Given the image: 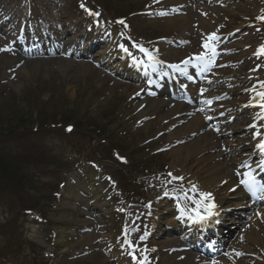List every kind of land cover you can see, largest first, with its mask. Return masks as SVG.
Masks as SVG:
<instances>
[{
  "label": "rangeland",
  "instance_id": "rangeland-1",
  "mask_svg": "<svg viewBox=\"0 0 264 264\" xmlns=\"http://www.w3.org/2000/svg\"><path fill=\"white\" fill-rule=\"evenodd\" d=\"M82 3L84 8L81 7ZM90 3L91 0H0V136L14 137L20 131H30L33 126H51L61 121L82 124L77 134L69 137L61 135L58 130L49 132L39 129L36 133H27L30 145L39 149L36 154L39 162H31L36 174L46 173L53 182L55 174L68 165L67 162L71 163V167L66 172L62 170L66 185L59 191L58 202H51L55 204L50 216L53 223L42 227L34 226L31 229L22 219L16 218L17 226L21 225L19 231L17 230L10 240L1 235L0 264H4L3 258L16 256L18 263L10 264H32L34 259L40 262L50 261L51 264H109L110 259L106 258L109 252H105L106 248L115 246V243L122 246L124 241L142 248L145 246L144 258L147 264H200L199 257L190 261L188 256H180L182 245H177V242L182 239L174 238L172 232L169 238L171 243L159 240L157 245L155 242L150 244L147 236L151 209L161 200L176 199L188 213V217L196 214L195 201L200 199L199 191H193L187 173L178 170L182 165L196 167L201 152L191 151L190 155L186 153V158L181 157L179 164L176 163L174 153L182 145L192 146L195 143L193 137L201 135L197 133L182 141L170 138L177 130L185 131L187 123L173 121L170 112L165 108L161 111L152 108L141 116L144 109L139 105L140 96L148 95V81L142 76L137 78L139 82L136 83L122 79L112 69V64L108 66L104 62L100 65L101 57L97 61L74 60L68 54L67 43V47L59 46L48 54L18 48V41L25 39L27 32H38L44 29L43 24L52 30L53 35L63 38L71 31L73 34L77 29H83L89 23L85 8L94 11V6L89 5ZM185 3L188 6L184 7ZM198 4L204 5L209 12L204 24L199 23L200 15L196 9ZM250 4L245 3V0H226L224 3L220 0H114L111 5L113 15L109 14L107 17L102 10L95 12L100 14L103 27L100 36L112 42L116 52L120 50V45L127 48L129 54L133 53L129 56L132 62L140 61L137 64H142L145 54L134 52L130 40L137 41L139 46L154 52L160 60L172 65L205 51L203 44L206 37L216 33L219 40L214 43L219 56L215 59L213 71L218 73L221 79L225 78L226 84L233 85L228 92L223 88L218 89L225 94L216 102L215 107L231 112L238 108L227 106L228 104L248 105L249 100L254 98L259 101L253 90L244 96V87H257L264 91L260 86L264 81V56H258V47L264 45V21L258 19L264 15V0H253ZM177 9L186 11L183 14ZM122 17L127 27L110 21H119L117 19ZM103 20L107 23L104 24ZM240 25L250 26L242 33L244 46L250 48L251 52L245 50L243 65L242 62L241 65L236 63L243 58V53L238 47H219V42L226 39L227 34ZM253 32L258 35L255 36ZM103 47L101 44L95 54H98V51L100 53L99 49L103 51ZM8 48L11 50H2ZM256 48L258 49L255 50ZM230 52L233 53L234 59H230ZM27 57L35 60L26 64L24 61L28 60ZM70 59L75 63L69 64ZM82 63L84 67L81 66ZM116 63L117 61L114 65ZM234 67L238 69L235 71ZM84 68L86 69L82 70ZM242 86L244 87L240 94L236 93L234 89ZM242 96L244 97L240 98ZM180 103L185 104L184 101ZM239 110L244 111L238 114L234 125L240 130L232 137L227 136L228 131L223 130V134L217 138L219 148L223 152H227L228 144L236 145L239 150L235 153L239 154L235 157L236 161L239 156L242 158L245 155L244 152L249 149L247 147L252 146L251 143L256 138L255 133L259 131L258 122L264 125V119L261 118L264 113H261V109L256 108L255 117L245 105ZM96 129H104L102 138H95L93 131ZM201 134L204 138L210 135V131L204 130ZM99 139H106V143L109 139L116 142V147L124 150L123 154L127 159L118 156L117 160L114 158L112 161H103L101 157L111 159L108 146H100ZM15 147L13 145L10 148L15 150ZM71 147H77L78 150ZM62 148L68 149L65 160ZM7 159L13 163L8 153ZM149 159L150 165L146 167L144 164L142 167L143 162ZM95 171L101 172L98 181L104 180L105 194L108 197L113 196V202L120 206L118 212L103 211L107 213L104 218L94 214L91 216L87 211L91 206V198L81 199L77 197V192H72L78 188L84 190L89 175ZM140 171L143 174L139 173ZM203 171L206 172L205 169ZM106 176L108 182H105ZM117 181L122 187L132 190L131 196L135 194L134 203L137 205L145 203V199L143 201L140 197L146 195L149 201L147 206L144 204L127 208L126 202H122V190ZM166 192L169 195H165ZM199 211L204 212V209L200 208ZM117 214L118 217L115 216ZM236 214L249 224L255 223V219L247 220L240 213ZM88 221L93 224L92 230L88 227ZM233 223L232 221L224 224L228 229ZM7 224H11L10 220ZM54 224L66 228L64 236L68 239V246H57V250L62 249L60 252L53 249L52 234L46 231ZM235 234L237 235L236 232ZM113 236L115 237L112 238ZM250 237L246 244L248 249L237 251L240 253L237 259L227 261L226 264H264V226L261 225L259 233ZM237 239L235 238L234 242ZM12 242L34 244L37 250L30 249V253H24L25 249H22V254H19L20 246L17 244L12 248ZM41 249H44L43 253ZM228 249L229 247L227 252ZM110 252L116 253L115 250ZM131 252L133 250H127V254ZM203 259L206 264L211 262L209 258Z\"/></svg>",
  "mask_w": 264,
  "mask_h": 264
},
{
  "label": "bare ground",
  "instance_id": "bare-ground-1",
  "mask_svg": "<svg viewBox=\"0 0 264 264\" xmlns=\"http://www.w3.org/2000/svg\"><path fill=\"white\" fill-rule=\"evenodd\" d=\"M197 14L200 15L199 23L204 24L206 22V18H207L206 16L209 15V12L207 11V9L206 8L204 9L202 6H197ZM182 17L183 16H180V18ZM111 56L113 57V59L115 58L113 55ZM119 56H121V54H117V57ZM126 59H127L126 56H124L123 59L121 60L122 65L123 64L125 65ZM32 61L34 60H31V61L28 60L25 63L28 64ZM108 62H109V59H108ZM149 62L152 63V61H149ZM68 63L74 64L75 61L70 60ZM81 66L84 67L83 64H81ZM147 67L149 66L144 67L145 71H147ZM137 68L138 66H136V69ZM85 69L86 68L82 70H85ZM182 69H184L183 72L174 69L168 72L165 78L163 77L161 78L162 80H169V82L171 83L172 92L168 94V97H172L173 95L180 96L179 89H186L190 94L197 95V90H199L195 87L197 86V84L193 82L189 86V84L183 81L182 74L186 72L187 67L182 68ZM202 82H204L203 88H201L202 93L200 96L197 95V97H199V100H200V103L197 104V108L191 109V108L183 107L182 105L176 104L175 102H173L172 98H169V99L166 97L158 98L157 96H154V98H150L148 96H143L139 102V105L142 107V109H144L143 112L141 113V116H143L148 110L152 108H156L157 111H161L164 108L168 109L172 113L173 117L184 113L186 117L185 120L188 125L186 127L187 129L185 131L177 130L175 133L170 135V138L179 140V141H182V139L188 138L191 135L199 133L203 130H207L206 129L207 124L205 122L206 121L209 122L212 119L213 120L216 119V121L212 123V124H215L217 127L213 135L211 134V136L208 135V136H205L204 138H202V136H198L194 138L195 143H193L192 146L185 144V145H182L181 148L176 150L174 155L176 157L177 164L180 163L181 157L186 158V153L190 155L191 151L201 152V158H200L199 164L196 167L192 168V167H188L187 165H182L180 166L181 168L178 171L181 173L189 174L191 182L195 185L196 188L199 189V191L211 192L213 194L214 203L216 205L214 212L219 215L217 218H214L213 220L219 221L221 215H222V218L225 215L230 216L233 213L234 209L244 208V206L249 203H252V206L250 207L252 209V211L250 212V216L254 214L255 219L257 218L263 219L264 218V206H261L257 202L253 203L252 198H255V196H253V193L249 192L246 189V187L241 183V181L248 179V174L243 176L240 181L235 176L236 174L234 172V169L237 170L238 165L235 164V161H236L234 157L235 154L233 153L236 151V149L233 148L234 146L232 147V145H228L229 146L228 152H223L219 148V143L216 137L217 133L220 132L224 127H226L229 124V122L227 121L224 122V120L218 119L220 116L219 117L216 115L212 116L213 112L215 111V109H213V106H211L212 102L210 104L206 103V101H213L217 98V96L211 92H213L214 89L216 88L215 85H216V82H218V77L214 74H211L208 78L206 79L204 78ZM254 89H255L254 93L260 91L259 88L255 87ZM261 89L264 90L263 88ZM155 91L157 93L159 89L155 88ZM250 92H251V88H247L245 90L246 94H250ZM183 94L187 98L186 92ZM256 102H258L257 99H253L252 101L249 100L248 105H246L248 109H251V112H253L254 117L256 116V114H254L256 111V108H258L256 106H253L256 104ZM172 104L173 106L174 105L175 106L170 107ZM195 110H199V111H195ZM222 114L224 113L222 112ZM257 126H259V124H257ZM237 130L239 131L240 129H238V127L233 125L229 129V134L233 135L235 132H237ZM258 130H259V127H258ZM257 142L258 140L256 141V143ZM255 144L253 148L254 150H258L259 148L257 147V144L256 146ZM263 158L264 157H261L260 159L261 165L263 164L262 163ZM203 169H205L206 172H204ZM188 170L190 171L189 173L187 172ZM262 170L264 169H261L260 172ZM98 175L99 174H96V173L90 174L88 178L91 180L89 182L91 184V187H88V186H85V187H87V189L91 191V192L88 191L87 193L93 194L94 199L99 200L101 198L97 196L100 195V192L102 190L101 188H98V189L96 188V182L99 179ZM252 175L254 176V173H252ZM263 181H264V178H263ZM256 182L259 185L262 183V179L256 180ZM170 208H172V210H169ZM152 213L153 214L150 216V219H149V225L151 227L150 229L151 231L155 228L158 229L159 232H156V236H159L164 233V228L161 225V221H162V218L168 213H170L171 216H166L163 219L166 225H169V226L171 225L172 221H174L173 216L175 215H177L176 219L180 220V223L184 224V226L188 224L189 222L188 218H186L185 215L183 214L179 215L178 211L176 210L175 205H170L165 202L156 204V207L155 209H153ZM189 227H190L189 228L190 231H192L195 228L194 224L192 223L189 224ZM237 227L239 228V225ZM253 228H254L253 222L244 228L246 232L241 235L240 240H239L240 242L239 248L241 250H243V248L246 247L245 243L250 241L251 239L250 236H252L253 234L259 233ZM209 230L211 229H208L207 231ZM214 231H217V230H214ZM64 240L65 239L63 235L59 233L58 239H57L58 245L65 247L66 242ZM212 242L214 241L213 240L210 241V243ZM238 245L239 243L236 242V246ZM230 252H233V253H231L230 256H228L229 259L225 257V259L223 260L224 264H226V262L229 261L233 257V255L239 254L235 252V250H232Z\"/></svg>",
  "mask_w": 264,
  "mask_h": 264
},
{
  "label": "trees",
  "instance_id": "trees-1",
  "mask_svg": "<svg viewBox=\"0 0 264 264\" xmlns=\"http://www.w3.org/2000/svg\"><path fill=\"white\" fill-rule=\"evenodd\" d=\"M104 6L107 2L112 0H100ZM75 122V121H74ZM69 123L64 121L53 123L51 126L39 127L40 130H58V126H65ZM77 128L80 129L82 124L77 123ZM34 126L30 131H20L14 137L10 135L9 138H2L0 136V204L4 210L15 219L20 217L23 213H37L41 218H46L50 211V203L54 200L53 194L60 188L62 179L59 170L55 174L53 182L49 180L46 173L36 174L31 167V162H39L36 159L38 148L31 146L27 138V133L33 131ZM48 129V130H47ZM62 131V128H59ZM58 130V132H59ZM104 129H96L93 133L98 134ZM32 134V133H31ZM3 141V142H2ZM5 141V142H4ZM17 145L21 148L18 152L9 151L10 146ZM7 153L11 156V162H8ZM13 156V157H12ZM6 164V165H5ZM19 205V206H17ZM14 224H0V231L2 236L11 239L14 232ZM7 234V235H6ZM20 246L23 248L25 243H14L12 246Z\"/></svg>",
  "mask_w": 264,
  "mask_h": 264
},
{
  "label": "snow or ice",
  "instance_id": "snow-or-ice-1",
  "mask_svg": "<svg viewBox=\"0 0 264 264\" xmlns=\"http://www.w3.org/2000/svg\"><path fill=\"white\" fill-rule=\"evenodd\" d=\"M155 2H159V0H155ZM81 7L84 8L85 5L82 3ZM85 11L88 13V15H91L94 17L99 16V13L93 12L87 8H85ZM160 14L165 15L166 13H160ZM258 19L261 21H264V15L258 17ZM117 23L123 24V25H125V27H127V25L125 24V21L123 19L117 21ZM217 40H219V37L216 35V33H212V34L208 35L205 39L204 44H203V48L205 49V51L199 53L195 57H192V58H189L188 60L183 61V64L188 65L194 59V60L198 61L199 63L203 64L205 66V70H207V66L215 64V57L218 55V53L216 51V47H215L214 42ZM120 47L125 52L128 51V49L124 48L123 45H120ZM138 47H140L141 52L145 53V55L148 57L149 61H154L156 63H159V61H156V58L152 55V53L149 52L148 49H146L142 46H138ZM2 50L10 51L11 49L8 48V49H2ZM258 54H264V45H261ZM135 63H140V61H135ZM169 67L176 69L178 71H181V72L184 71V69H182L180 67V65H169ZM261 87L264 88V83L261 84ZM253 91H255V89H253ZM257 96L259 97V101L256 102V104L253 106L260 108L261 113H264V91L258 92ZM211 102L212 101H206V103H209V104ZM261 118L264 119V115H262ZM253 127H255V126L253 125ZM255 136L260 137L261 133L259 131H257L255 133ZM257 147L260 149L261 152H264V139L259 140ZM169 175H171V173H169ZM173 179L183 180L184 178L183 177H173ZM241 183L251 193H255L257 191L264 193V184L258 185L255 177L252 175L251 172L248 173V179L241 181ZM192 190L193 191H199L195 187V185L193 186ZM165 195H169V193L166 192ZM199 196H200V199L195 201V203L197 204V209L194 210L196 215L194 217H190V218L195 219V220H199V221H204V220H207L208 218H210L211 216H213L215 214L214 209L216 208V205L214 203V197H213V194L211 192L200 191ZM149 207H151V205H149ZM200 208L204 209L203 215H201V213L199 211ZM181 212L185 215H188V213L184 209H181ZM141 239H144V237H141Z\"/></svg>",
  "mask_w": 264,
  "mask_h": 264
}]
</instances>
